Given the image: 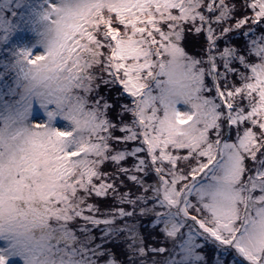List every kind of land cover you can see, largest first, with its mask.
<instances>
[{"label":"snow or ice","instance_id":"obj_1","mask_svg":"<svg viewBox=\"0 0 264 264\" xmlns=\"http://www.w3.org/2000/svg\"><path fill=\"white\" fill-rule=\"evenodd\" d=\"M0 264H264V0H0Z\"/></svg>","mask_w":264,"mask_h":264}]
</instances>
